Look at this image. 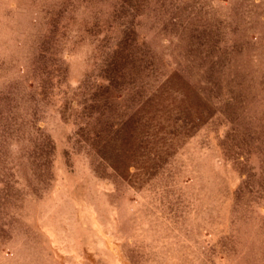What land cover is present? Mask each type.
<instances>
[{"label": "rangeland", "instance_id": "374dc122", "mask_svg": "<svg viewBox=\"0 0 264 264\" xmlns=\"http://www.w3.org/2000/svg\"><path fill=\"white\" fill-rule=\"evenodd\" d=\"M0 264H264V0H0Z\"/></svg>", "mask_w": 264, "mask_h": 264}, {"label": "trees", "instance_id": "16d2710c", "mask_svg": "<svg viewBox=\"0 0 264 264\" xmlns=\"http://www.w3.org/2000/svg\"><path fill=\"white\" fill-rule=\"evenodd\" d=\"M125 45L124 43H121L120 46H117V50L120 49V51L123 49V51L126 49V46H123Z\"/></svg>", "mask_w": 264, "mask_h": 264}]
</instances>
